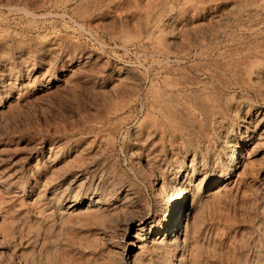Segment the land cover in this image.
Returning a JSON list of instances; mask_svg holds the SVG:
<instances>
[{"label":"rangeland","instance_id":"obj_1","mask_svg":"<svg viewBox=\"0 0 264 264\" xmlns=\"http://www.w3.org/2000/svg\"><path fill=\"white\" fill-rule=\"evenodd\" d=\"M0 264H264V0H0Z\"/></svg>","mask_w":264,"mask_h":264},{"label":"bare ground","instance_id":"obj_2","mask_svg":"<svg viewBox=\"0 0 264 264\" xmlns=\"http://www.w3.org/2000/svg\"><path fill=\"white\" fill-rule=\"evenodd\" d=\"M246 62V61H245ZM180 83V82H179ZM168 85H171V84H168ZM177 90V89H176ZM171 93V92H170ZM184 93V92H183ZM172 94V93H171ZM168 97V96H167ZM167 97L165 98V99H167ZM171 97V96H170ZM173 97V96H172ZM177 97V96H176ZM169 99V98H168ZM165 103V102H164ZM169 103V102H168ZM155 105V104H154ZM158 105V104H157ZM156 105V106H157ZM167 106V105H166ZM165 106V107H166ZM156 108V107H155ZM161 108H162V106H161ZM162 110H165V109H162ZM169 111H170V109H169ZM172 111H170V113H171ZM239 150V149H238ZM237 154L239 155L240 154V152L239 153H237V150H235L234 152H233V154H232V157H235V156H237ZM180 166V165H179ZM183 169V168H182ZM177 175V174H176ZM176 177V176H175ZM188 177V176H187ZM174 179V178H173ZM218 180H219V178H213V179H210L209 181H208V186H213V185H215V184H217V182H218ZM193 190V189H192ZM192 190H191V188L190 187H187V188H185V190H184V192H183V194L181 195V197H180V200L179 201H182L181 203L180 202H178L176 205H177V207H178V209H179V213L177 214V216L174 218V220L172 219L171 220V216L169 215V216H167L166 214V216L167 217H165L166 218V220H165V222H164V225L166 224L167 225V227H166V229H168L167 230V237L169 236L170 238L171 237H175V235H177V233H179L181 230H182V227H177L178 226V223H179V220H180V217L181 216H183V214H185L186 215V219H187V217H188V215H189V209H190V206L188 207V208H186V204H185V200L187 199V198H189L190 197V195L192 194ZM190 199V198H189ZM97 202H99V203H102V204H107V203H109V201H102V200H97ZM78 203V202H77ZM72 204V203H71ZM77 204H72L71 205V207H74V206H76ZM164 213V212H163ZM174 214V213H173ZM152 217V216H151ZM164 218V219H165ZM156 220V219H155ZM152 221V220H151ZM156 222V221H155ZM152 224V223H151ZM155 225H157L158 226V224H155ZM145 228V226H143V225H141L140 226V228L139 229H141V230H143ZM156 227L154 226L153 227V229L152 230H154ZM159 229V228H158ZM162 229H165L163 226H162ZM165 229V230H166ZM168 237V238H169ZM176 238H177V236H176ZM134 246H139V245H137L136 243H132V247H134ZM141 246V245H140ZM139 246V247H140ZM142 247V246H141Z\"/></svg>","mask_w":264,"mask_h":264}]
</instances>
